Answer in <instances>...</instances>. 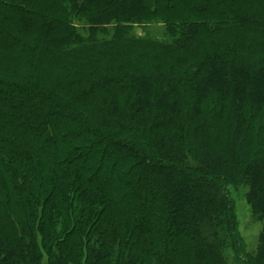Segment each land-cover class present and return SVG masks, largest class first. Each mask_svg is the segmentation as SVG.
I'll list each match as a JSON object with an SVG mask.
<instances>
[{
    "label": "trees",
    "instance_id": "16d2710c",
    "mask_svg": "<svg viewBox=\"0 0 264 264\" xmlns=\"http://www.w3.org/2000/svg\"><path fill=\"white\" fill-rule=\"evenodd\" d=\"M0 264H264V0H0Z\"/></svg>",
    "mask_w": 264,
    "mask_h": 264
},
{
    "label": "rangeland",
    "instance_id": "374dc122",
    "mask_svg": "<svg viewBox=\"0 0 264 264\" xmlns=\"http://www.w3.org/2000/svg\"><path fill=\"white\" fill-rule=\"evenodd\" d=\"M152 33L154 36L163 37V27L152 26ZM149 32V31H148ZM231 196L236 207L238 229L240 235L247 245V251L253 252L256 250L258 244V237L261 231V224L256 223L251 215L249 206L244 199V192L231 191Z\"/></svg>",
    "mask_w": 264,
    "mask_h": 264
}]
</instances>
